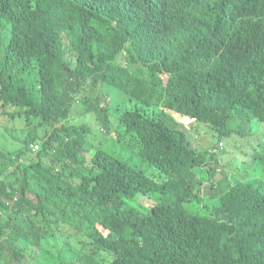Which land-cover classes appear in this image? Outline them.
<instances>
[{
    "label": "trees",
    "instance_id": "1",
    "mask_svg": "<svg viewBox=\"0 0 264 264\" xmlns=\"http://www.w3.org/2000/svg\"><path fill=\"white\" fill-rule=\"evenodd\" d=\"M58 1L0 0V22L10 30L0 106L9 118L22 108L27 127L9 134L15 147L0 131V176L8 173L0 180V259L101 264L96 258L105 255L109 264H264L258 177L229 185L209 215L192 214L186 206L194 199L202 205L203 182L198 168L185 170L202 154L184 147L188 133L176 119L150 118L144 109L120 115L106 107L98 115L104 129L98 138L122 141L134 134L140 160L156 166L162 182L112 153L91 152L89 127L70 123L73 97L83 93L88 75L150 107L211 123L222 135L240 130L252 136L248 124L243 131L231 123L242 117L264 122V0H69L67 29L54 19ZM65 42L77 45L75 69L57 65ZM139 65L147 77L132 69ZM36 122L56 125L49 138ZM210 165L203 162L202 170L212 174ZM75 179L81 182L70 184ZM154 193L161 197L147 215L123 209L124 199ZM58 212L64 228L86 235V253L60 241L65 248L47 254L63 235ZM17 241L28 248V259L13 248ZM68 255L72 260L65 262Z\"/></svg>",
    "mask_w": 264,
    "mask_h": 264
},
{
    "label": "rangeland",
    "instance_id": "2",
    "mask_svg": "<svg viewBox=\"0 0 264 264\" xmlns=\"http://www.w3.org/2000/svg\"><path fill=\"white\" fill-rule=\"evenodd\" d=\"M69 7V0H59L58 11L54 17V19L59 21L61 26L66 29L69 27ZM9 42V27L0 22V71L4 65L5 50ZM76 46L77 45H72L68 42L60 46L61 56L57 63L58 66L70 64L73 69L77 67L79 54L76 53ZM132 69L140 72L142 76L147 77L148 69L146 67L139 65L133 66ZM84 77L88 79V85H84L83 93L80 92L81 96L79 98V103L76 102L74 106L76 109H73L71 122H69L77 126L89 127L88 133L86 134V141L91 142V152L93 149L98 148L112 153L121 160L133 164L136 169L143 171L153 180L162 182L163 178L159 175L157 167L140 160L138 141L134 134L125 135L122 141H115L111 138H98V131L104 133V129H102L98 120V115L101 113L102 107H106V109L110 108L113 113L118 112L120 115L126 110L138 109L143 112L144 109L147 113H145L147 117L158 118L161 115L167 114L180 122L183 130L188 133L182 135V144L184 147L186 149L197 150L199 154H202V158H198L196 162L188 164L185 171L186 173H190L191 169L194 167L198 168V172L200 173L199 179L203 182V186L200 188L202 192L201 203L203 206L205 205V208L194 199L191 204L186 206L188 212L201 216L209 215L214 207L221 205V195L227 191L229 185H234L237 181L250 182L253 180V177L256 176L261 180L264 189V177L262 176L264 173V122L254 117H250L249 119L246 117L235 119L234 122L231 123L234 129H243V131H245L247 129L246 124H248L251 126L250 131H252V136L242 137L240 135V130H238L239 133L233 130L230 136L225 134L222 135L219 133L220 128L215 127L211 123L187 120L184 116L177 113V111L168 110L164 107H150L147 104L131 99L122 90L105 88L104 86L95 84V82L90 79V76L84 75ZM168 78L169 76H167V74L162 76L163 80H167ZM84 104L87 105L83 107L79 106ZM2 109L4 108L2 107ZM2 109L0 106V131L8 136V142L15 147L13 144L14 141L9 137V134L14 133V131L23 133L24 130H27L24 116L18 114L20 109L22 111L23 109L16 108L13 111L16 116H10V118L4 115ZM109 118L114 119V116L110 115ZM40 124L37 125L39 130L49 138L56 125ZM113 124V121H111L110 125L112 127ZM55 142L57 143V147L62 145L60 135H56ZM41 143H43V141L39 142V148L41 147ZM36 151V149H33V154H35ZM90 157L89 154V159ZM46 160L49 159L47 158ZM203 162L207 165L211 164L210 169L213 170L212 174L209 172V169L202 170L201 165H203ZM62 170V167L58 165L56 172L61 173ZM7 174L8 173H4L0 176V180L6 179L8 176ZM82 176L84 178L88 177L86 170L83 172ZM75 182H81V180L75 179V181L70 184H74ZM160 197L159 194L154 193L150 197L143 198L142 200V197L124 199L123 209H136L142 214L147 215L149 209L159 203ZM172 200L173 198L169 196L166 197V201ZM56 216H58L56 220L59 227L64 228L65 222L61 219V214L58 212ZM0 218L4 219V215L0 214ZM71 229L64 228L62 230L63 235H58V244L46 247L48 251L47 254L64 249L65 246L61 245L60 241L67 243V247L71 246L73 252H87V248H84V246L89 244L86 235ZM13 248H18L19 251L17 253H22L27 259L29 258L28 248L23 245V242L17 241L13 245ZM40 252H42L41 249ZM70 260H72V257L68 255L65 258V262ZM96 261L101 264H109L111 259L105 255H101L96 258ZM25 263H27V260ZM0 264H7V262L4 259H0ZM46 264H55L54 259H48Z\"/></svg>",
    "mask_w": 264,
    "mask_h": 264
},
{
    "label": "clouds",
    "instance_id": "3",
    "mask_svg": "<svg viewBox=\"0 0 264 264\" xmlns=\"http://www.w3.org/2000/svg\"><path fill=\"white\" fill-rule=\"evenodd\" d=\"M81 96V93L80 94H77L73 97V105L72 107H74L76 105V102L79 103V98Z\"/></svg>",
    "mask_w": 264,
    "mask_h": 264
},
{
    "label": "flooded vegetation",
    "instance_id": "4",
    "mask_svg": "<svg viewBox=\"0 0 264 264\" xmlns=\"http://www.w3.org/2000/svg\"><path fill=\"white\" fill-rule=\"evenodd\" d=\"M38 124H40L39 122H36L33 126L34 127H37V130H39V128H38ZM41 125V124H40ZM40 131V130H39ZM38 146V144H35V145H33V149H36V147ZM39 147V146H38ZM37 151L35 152V154H37L38 152H39V150H40V148L39 149H36Z\"/></svg>",
    "mask_w": 264,
    "mask_h": 264
},
{
    "label": "built area",
    "instance_id": "5",
    "mask_svg": "<svg viewBox=\"0 0 264 264\" xmlns=\"http://www.w3.org/2000/svg\"><path fill=\"white\" fill-rule=\"evenodd\" d=\"M36 149H39V147L37 146Z\"/></svg>",
    "mask_w": 264,
    "mask_h": 264
}]
</instances>
